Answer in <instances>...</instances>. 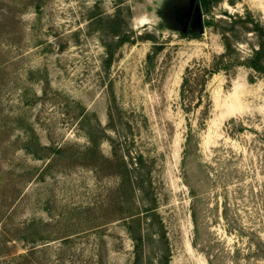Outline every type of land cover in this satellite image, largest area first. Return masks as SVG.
<instances>
[{"label": "rangeland", "instance_id": "rangeland-1", "mask_svg": "<svg viewBox=\"0 0 264 264\" xmlns=\"http://www.w3.org/2000/svg\"><path fill=\"white\" fill-rule=\"evenodd\" d=\"M188 4L0 0V264H135L139 238L147 264H264V77L206 72L223 32L251 56L264 0H198L184 34Z\"/></svg>", "mask_w": 264, "mask_h": 264}, {"label": "trees", "instance_id": "trees-1", "mask_svg": "<svg viewBox=\"0 0 264 264\" xmlns=\"http://www.w3.org/2000/svg\"><path fill=\"white\" fill-rule=\"evenodd\" d=\"M206 1V0H205ZM248 18V20H246ZM247 18H245L246 24H250L246 30L248 33H253L255 35L256 43L255 46H253V52L250 57L244 59L243 61L240 60L239 53L235 51L233 48V45L231 44V38L223 32V36L225 38V46H226V52L221 56L219 62L213 64L211 69H207L206 72H209V75H213L214 73L218 72V70L221 69H229L236 67L238 65H245L246 67L254 70L257 74L264 77V23L259 17H254L251 11H249ZM185 34V32H184ZM109 54V55H108ZM108 56L112 57V53H108ZM191 70L188 69V73H190ZM206 84V81H205ZM115 131H119L117 125L113 123L111 126ZM116 140V139H114ZM129 145H125L122 149V153L124 155L123 157V163L126 168V170L130 173H132L133 177V184L136 189H138L139 192H141L142 196V202L146 207H150L148 210L149 214L158 215L156 207H153L152 201L156 202L155 198L152 196L149 198L146 197V194L148 192V189L153 186L151 182V174L152 170L151 167L146 160L145 156L137 151L136 156L133 155L132 152L129 151ZM126 148V149H125ZM125 150H128V153H125ZM126 156H129V158L132 161L131 169L129 168V165L126 161ZM151 198V199H150ZM232 228L234 229V223H231ZM138 243L136 244L137 247V253H136V259L135 264H147L144 262L143 259V251H144V243L143 239L139 238L137 239ZM160 264H167V260L169 257L166 256L165 249L160 248Z\"/></svg>", "mask_w": 264, "mask_h": 264}, {"label": "water", "instance_id": "water-1", "mask_svg": "<svg viewBox=\"0 0 264 264\" xmlns=\"http://www.w3.org/2000/svg\"><path fill=\"white\" fill-rule=\"evenodd\" d=\"M197 0H189L188 7L184 13L183 17V27L182 31L187 32V28L193 16L192 28H201L203 26V11L199 4L196 3ZM194 12V15H193Z\"/></svg>", "mask_w": 264, "mask_h": 264}, {"label": "flooded vegetation", "instance_id": "flooded-vegetation-1", "mask_svg": "<svg viewBox=\"0 0 264 264\" xmlns=\"http://www.w3.org/2000/svg\"><path fill=\"white\" fill-rule=\"evenodd\" d=\"M196 3L198 4V0L196 1ZM201 7V6H200ZM202 9V8H201ZM193 15H194V12H193ZM192 25H193V16H192V18H191V21H190V23H189V26H188V28H187V31L189 30V29H191L192 28Z\"/></svg>", "mask_w": 264, "mask_h": 264}]
</instances>
